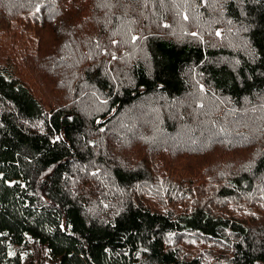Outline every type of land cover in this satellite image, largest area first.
<instances>
[{"label":"trees","instance_id":"trees-1","mask_svg":"<svg viewBox=\"0 0 264 264\" xmlns=\"http://www.w3.org/2000/svg\"><path fill=\"white\" fill-rule=\"evenodd\" d=\"M6 2L5 32L37 23L38 32L52 30L87 53L80 76L102 106L47 110L0 63V264H23L30 243L45 247L53 264H206L214 256L218 264H264V0ZM112 112L118 153L104 155L111 178L100 190L109 196L94 199L76 190L77 167L95 158L93 118ZM182 128L200 142L213 135L207 145L219 160L207 172L178 161L185 177L172 195L139 191L158 167L172 168L161 157L152 169L125 164L123 152L206 158L192 143L177 144ZM251 141L255 148L240 155ZM207 175L209 192L198 187ZM193 236L201 243L184 256L176 241Z\"/></svg>","mask_w":264,"mask_h":264},{"label":"rangeland","instance_id":"rangeland-1","mask_svg":"<svg viewBox=\"0 0 264 264\" xmlns=\"http://www.w3.org/2000/svg\"><path fill=\"white\" fill-rule=\"evenodd\" d=\"M171 1L172 0H170V2ZM7 4L9 3H4V0L0 1V5H4L3 7H0V9L6 7L5 5ZM76 14L78 15V13ZM1 15L2 12L0 11V16ZM4 18H0V63L6 65L15 76H21L23 80L25 79L28 81L26 85L33 91L34 95L42 102L47 110L51 109L56 104H62L64 106H72L73 104H76L85 107V109L89 111L91 103H96L97 111L101 109L102 105L97 103L101 97L98 95L95 96V94L98 93L95 90L96 88L83 81L80 76V69L86 65V60L82 59V57L87 54L86 52L81 51L80 53L76 46L71 43V39H61V41H58L52 36V30H47V32H45V29L42 28V31L38 32L37 29H39L41 25L37 23L19 22V29L16 33H12L11 31H8L7 33L5 32V28H3V23L5 22L7 25L8 20ZM144 24L147 25V22H144L143 25ZM196 28H200V26L198 25ZM216 29L223 34L222 28L216 27ZM131 30L135 32L137 28L134 27L131 28ZM198 32L199 29H194L191 34L193 36ZM132 36V40L134 41L140 38L138 32L133 33ZM35 47L36 49L34 51L36 53L35 55H32L34 52L32 50ZM71 48H74L72 53ZM27 50H29V53H27L29 54V63L31 62L29 69L28 66H25L24 62L26 59L22 55V53ZM45 55L48 56L49 61L40 62ZM70 55L73 56L70 57ZM35 67L38 70H35ZM49 68L52 70L48 72L49 76H47L43 71ZM42 77H45V80L47 81H41ZM200 114L201 113H199L198 116L203 117V114ZM105 115L106 114H98L93 118L95 124L94 127L90 126L89 134L87 136V141L89 143L94 140L97 142L91 153L92 156L95 157L94 160L92 162L87 160V162L77 167L79 169L78 178L80 179L79 181L77 179L76 190L85 196L93 195L95 196L94 199H97L96 195L109 196L107 191L100 190V187L106 189V186L101 184L106 183L109 185V178H111L110 172L104 168V166H106L105 156L111 161L110 158L114 159V156L118 153L115 152L116 144L112 140V137L115 135L117 119L113 118V112L106 117ZM101 122L104 124L109 123L104 127V130H101L102 126L100 127L99 125ZM251 127H253V125H251ZM261 128H264V125L261 126ZM253 131L255 133L256 128L253 129ZM177 132V144H181L186 150L192 143L196 147L208 151L206 158L204 156L171 158L169 155H160L161 153H158L159 156H157V153L154 154L152 151H145V149L139 148L123 152L121 154L123 160H120V162L125 164L138 165L145 169H152L150 165L157 157H161L163 167L167 164L172 168L170 171H164L162 167H158V173L155 176V180L144 183L145 186L139 188V191H146L149 189L151 194L166 192L172 195L173 193H176L179 188L183 187L181 184V175L184 176V173L180 167L176 166L178 161L191 163L200 168L201 171L207 172L210 170V167L213 166V163L219 160V157L217 156L219 150L217 148L213 150L210 148V145H207L209 141L214 142L213 135L207 133V138H203L200 142V138L197 139L199 134L188 132L186 128L179 129ZM236 141L239 142L240 140L236 139ZM254 148L253 141H251L248 145L241 147L240 155H245L244 150H252ZM231 150L235 151L237 148L233 147ZM149 158H151V160H149ZM149 161H151L150 164ZM198 181L199 180L196 182L198 183ZM211 184L212 179L207 175L200 181L198 187L199 189L206 188V191L209 192ZM167 203H169V201H167ZM200 243V239L196 236H193V240L191 241L186 240L185 238H179L176 241V245L181 247L184 256H187L185 255V252H191V249L194 247L198 248ZM23 256V264H53L45 247H36L32 243H30L25 249ZM214 258L205 257L204 260L206 261V264H218L214 261ZM219 264L228 263L221 262Z\"/></svg>","mask_w":264,"mask_h":264}]
</instances>
